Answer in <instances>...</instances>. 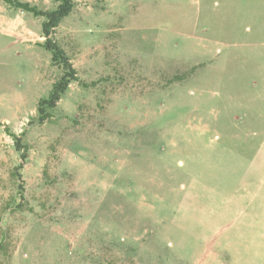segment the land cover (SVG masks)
Returning <instances> with one entry per match:
<instances>
[{"label":"rangeland","instance_id":"obj_1","mask_svg":"<svg viewBox=\"0 0 264 264\" xmlns=\"http://www.w3.org/2000/svg\"><path fill=\"white\" fill-rule=\"evenodd\" d=\"M73 2L42 121L64 68L0 0V264H264V0Z\"/></svg>","mask_w":264,"mask_h":264},{"label":"trees","instance_id":"obj_2","mask_svg":"<svg viewBox=\"0 0 264 264\" xmlns=\"http://www.w3.org/2000/svg\"><path fill=\"white\" fill-rule=\"evenodd\" d=\"M10 4L13 3L14 6L24 9L28 12L33 13L35 16H41L45 18L43 24V31L47 41L45 43V48L52 53V61L55 64H61L64 68L63 77L55 84L50 97L47 100H43L39 104V114L41 120H44L45 111L48 108H54L56 103L60 100L61 96L67 91L68 86L72 80H74L75 70L73 69L69 58L67 57L64 50L56 44L50 35L55 28H57L60 22L70 15L74 2L73 0H58L59 6L54 11H39L35 7H31L28 3H20L12 0H5ZM19 151L21 150V144L17 142Z\"/></svg>","mask_w":264,"mask_h":264}]
</instances>
